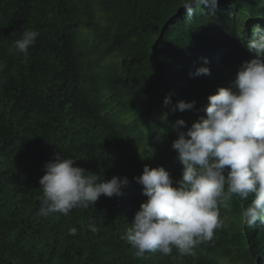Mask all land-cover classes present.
I'll list each match as a JSON object with an SVG mask.
<instances>
[{
    "label": "trees",
    "instance_id": "trees-1",
    "mask_svg": "<svg viewBox=\"0 0 264 264\" xmlns=\"http://www.w3.org/2000/svg\"><path fill=\"white\" fill-rule=\"evenodd\" d=\"M181 4L0 0V264H264V223L240 218L252 197L221 208L223 226L192 256L141 259L120 239L147 199L133 179L144 165L163 166L174 182L182 174L170 123L190 127L204 117L208 96L232 86L241 63L255 57L246 47L259 35L255 25L264 29V0H218L214 12L197 9L191 19ZM25 30L39 32L28 54L9 51ZM202 66L210 75H196ZM169 93L173 105H195L162 123ZM56 154L130 183L94 207L40 216L38 181Z\"/></svg>",
    "mask_w": 264,
    "mask_h": 264
},
{
    "label": "clouds",
    "instance_id": "clouds-1",
    "mask_svg": "<svg viewBox=\"0 0 264 264\" xmlns=\"http://www.w3.org/2000/svg\"><path fill=\"white\" fill-rule=\"evenodd\" d=\"M181 7L191 19L197 9L214 12L218 0H182ZM254 31L259 35L246 47L255 57L241 63L232 86L218 87L208 96L206 115L190 127L180 118L170 123L177 135L172 148L182 165L180 178L174 182L163 166L148 165L133 177L147 199L120 239L131 244L137 258L157 252L170 256L173 250L179 258L194 255V249L210 243L223 226L220 210L230 208L234 198L248 201L252 197L246 207L241 205L243 224L264 223V29L255 25ZM38 36L37 30H25L9 51L27 55ZM201 74L210 75V69L199 67L196 75ZM163 105L168 111L161 113L160 120L168 123L169 114L191 110L195 101L173 105L169 93ZM75 161L56 154L44 164L38 181L42 189L38 215L67 216L75 208L94 207L102 195L120 196L130 183L115 175L101 178ZM87 227L92 233L99 230L91 219ZM69 234L76 235L77 229L71 227Z\"/></svg>",
    "mask_w": 264,
    "mask_h": 264
}]
</instances>
